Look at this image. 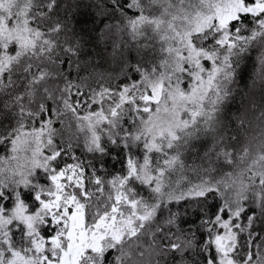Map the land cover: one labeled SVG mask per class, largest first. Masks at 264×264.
<instances>
[{
  "label": "snow or ice",
  "instance_id": "obj_1",
  "mask_svg": "<svg viewBox=\"0 0 264 264\" xmlns=\"http://www.w3.org/2000/svg\"><path fill=\"white\" fill-rule=\"evenodd\" d=\"M0 264H264V0H0Z\"/></svg>",
  "mask_w": 264,
  "mask_h": 264
},
{
  "label": "trees",
  "instance_id": "obj_2",
  "mask_svg": "<svg viewBox=\"0 0 264 264\" xmlns=\"http://www.w3.org/2000/svg\"><path fill=\"white\" fill-rule=\"evenodd\" d=\"M93 11H95V9H92ZM108 23H115V21H109ZM89 27H92V25H89ZM100 28H104V25H99ZM93 37H96L99 35V33H92ZM113 39H117L116 36H113L112 37ZM98 45H99V49L100 51L106 56L107 55V52H105V48H107L109 51L111 50V42H109L108 45H105L104 44V41L103 40H99L97 41ZM95 51V49L93 50ZM97 60L100 61V62H103L101 57H97ZM252 71H254L253 69V66L251 63H249V73H251ZM247 89H243L235 98V100L233 102L230 103L229 105V112L231 114H236L237 113V110L238 109H241V106L244 105V106H247V104L249 103V100L246 98L245 94L247 93ZM258 99V97H257ZM111 167V165L109 166ZM184 220H185V223L182 224V227L185 231H188V230H195L196 226L198 225L199 223V220L197 219V216L189 211L185 217H184Z\"/></svg>",
  "mask_w": 264,
  "mask_h": 264
}]
</instances>
